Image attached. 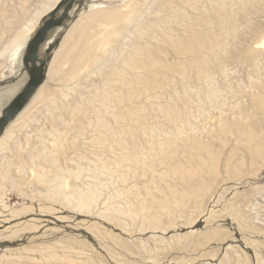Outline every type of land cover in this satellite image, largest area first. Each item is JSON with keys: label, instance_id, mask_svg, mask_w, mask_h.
Segmentation results:
<instances>
[{"label": "rangeland", "instance_id": "rangeland-1", "mask_svg": "<svg viewBox=\"0 0 264 264\" xmlns=\"http://www.w3.org/2000/svg\"><path fill=\"white\" fill-rule=\"evenodd\" d=\"M46 1L0 0V117L29 81L23 61L27 46L50 14L18 46L3 53L4 47ZM129 1L76 0L64 22L49 30L39 48V57L47 63L44 89L25 118L14 126L9 122L0 141V264H264V165L260 161L254 168L236 137L219 125L222 119H231L241 127L244 108L253 112L251 94L264 93V68L242 60L247 46H254L264 34V0H251L246 11L242 0H225L236 17L225 21L226 68L214 69L211 88L217 96L212 104L206 101L207 87L192 74L186 85L196 92L187 94L178 77L176 82L165 80L158 98L148 102L145 92L133 96L130 103L140 109L136 116L115 120L113 113L122 109L118 101H111L110 115L89 111L90 105L103 106L95 93L103 87L104 78L93 72L92 62L76 71L65 62L60 61L56 69L52 64L78 17L92 8L122 10ZM175 1L184 9L185 20L199 13L182 0ZM199 5H208V0H199ZM130 11L131 4L121 13ZM62 13L63 8L56 16ZM132 22L124 21L125 29ZM185 24L182 19L170 24L163 20L153 29L162 38L163 30L179 36ZM219 26L217 18L214 27ZM122 27L109 35L105 50L121 38ZM146 37L132 39L140 42ZM165 50L155 52L153 58L173 61L172 49ZM259 59L264 63V49ZM113 86L121 89L118 83ZM160 106L179 110L182 120L193 126L190 135L200 137L204 145L209 143L212 150L201 152L209 157L205 164L209 171L203 165L192 180L177 174V162L184 167L199 164L196 148L193 155L189 148L184 155L176 151L166 161L157 158L154 140L163 137L165 130L177 134V120L166 123ZM28 118L32 120L24 123ZM99 118L107 119L106 130L97 127ZM108 131L116 134L120 145L112 144ZM97 132L104 135L98 136L100 141L95 140ZM6 142L9 147L3 150ZM233 147L237 148L232 161L236 173L229 176L225 160ZM133 150L141 161L128 156ZM213 153L219 156L217 177L211 172ZM75 189L96 191L91 210L78 207L75 197L67 198Z\"/></svg>", "mask_w": 264, "mask_h": 264}, {"label": "bare ground", "instance_id": "bare-ground-1", "mask_svg": "<svg viewBox=\"0 0 264 264\" xmlns=\"http://www.w3.org/2000/svg\"><path fill=\"white\" fill-rule=\"evenodd\" d=\"M59 1L60 0H47L40 5L39 8L29 16L26 25L15 31L10 43L4 47L3 53L18 46L22 39L36 27L41 18L50 14ZM130 1L129 3L123 4L122 8L124 7L123 9H126L127 5L131 4L130 12H132V14H122L121 11H123V9L110 10L92 8L84 15L78 17L66 31L61 45L56 50L54 55L55 62L52 64L53 69L57 68L60 61L61 63H68V68L74 71L82 68L87 61L92 62L93 72H100L104 78L103 87L95 93L98 104L103 106L99 107L96 104L90 105L89 111L92 114H98L99 111H106L109 113L111 109L110 104H112L111 101H118L122 109L119 110V112L113 113L112 116L115 120L124 119L127 116L132 117V115L136 116L135 114L140 109L130 103L133 96L140 97L145 92L147 95L145 98H147V100L149 99L148 102L152 101L162 94L159 89L162 87L161 85L164 84L165 80L167 82H176L178 77L180 80L184 81V88L187 94L189 91L191 93L196 92L194 88L186 85V81L192 74L195 75L199 82L207 87L208 92H205L206 101L212 104L214 97L217 96L216 89L211 88L214 69L215 67L219 70L226 68L225 55L228 52L226 48L227 43L224 38V33L227 32L225 21L227 19L234 20L236 17L235 14L228 11V5H226L225 0H208V5H204L202 8H200L199 0H182L188 7L191 6L199 10V13L195 16H189V20H185L184 9H181L182 7L180 6V8L175 0ZM250 3L253 2H251V0H242L245 11ZM224 12L228 13L226 14ZM260 12L261 11L257 12V15H260ZM152 15L155 16L153 20L151 18ZM217 18H220V26L215 29L214 21ZM176 19H182L186 22L182 35L178 36L176 32L167 33L163 30L162 34L166 35L162 38L161 34L153 29V26L160 27L159 21L165 20L170 24ZM127 20L130 23L133 22L130 28L125 29L123 22ZM119 27L125 30L121 38L110 45L111 47L108 50H105L104 47L110 43L109 35L117 32ZM149 27L151 28V32L148 31ZM168 29L174 30L173 27H168ZM144 34L147 35L145 40L142 39L144 42L142 40V43L141 41H133V36L137 37ZM101 36H106L105 38L108 39H101ZM165 49H172L173 61L163 62L153 58L155 52L165 53ZM263 49L264 34L254 41V46H247L242 53L243 62L250 63L255 68H264V63L261 62L262 59H259L263 54ZM114 83H118L121 89L114 87ZM139 84H143V86L139 88ZM44 86L45 84L42 83L41 86L37 88L36 94L32 97V101L25 105L15 116L11 126H14L19 119L25 118L26 112L33 107L31 104L35 98H39ZM122 89H124V92ZM251 95L253 96L252 99H254L252 107L253 112H250L248 107L244 108V114H242L243 124L241 127H238L239 125L237 126L231 119L226 122L222 119L219 125H221L220 129L223 126L222 130L227 128V130H224L225 133L228 132L229 135L236 137V140L243 146V150H245L246 155H248L250 163L255 168L260 164V161L262 165H264V93L258 92ZM87 98L89 99V97ZM90 101L93 102V99H90ZM160 110L165 114L166 123L167 120L169 121L168 123L177 120V134L165 130L163 137L160 136L156 138L153 145L156 152L155 155L157 158L166 161L173 157L176 151L177 154L179 153L181 155L187 152L189 148H191V154L193 148L198 149L200 152L198 151L199 154L197 157L199 164L197 166L190 165L184 167L182 164H179L181 161L177 162V174L181 175L183 179L192 180L195 175L202 172V167L203 165L204 167L206 166V161L209 158L204 153H201L203 152L202 150L206 151L208 149L211 151L212 149L211 147L208 148L209 143L208 145L206 144L207 146L201 143L200 137L190 135L193 133V131H191L193 130V126L191 123L186 124L185 121L182 120L179 110L176 111V108H161V106ZM112 112L113 110L111 113ZM31 120L32 119L28 118L24 123L27 124ZM105 120L107 119L105 118ZM105 120L99 118L97 127H102L106 130L109 123ZM260 122H262L263 125L259 127ZM9 130V128L6 129L5 135ZM110 134L111 138H113L112 144L120 145L121 141L116 137V134L113 131L112 133L108 131L107 135ZM98 136L104 135L97 132L95 134L96 141H100V137ZM4 137V135L0 136V141L3 140ZM7 147H9V144L6 142L2 149H8ZM236 150L237 148L233 147L225 160V166L227 167V171H229V176H231L232 173H236L235 167L232 165L233 154ZM207 152L206 154L209 155L210 152ZM4 156L3 154L1 159H3ZM124 156L126 157L127 154H124ZM128 156L134 157L136 162H139V160L141 161L134 150L131 151ZM44 158H47V156L44 155ZM210 160H212L211 172L213 176L217 177L219 171V156L213 153L210 156ZM125 163L127 164V161H125ZM240 164H242V162H240L238 166H240ZM207 170L209 171V168ZM61 187L62 182L57 185L58 190ZM200 187H203V185H200ZM71 197H75L77 200L75 202H77L78 207L89 208V210H91L90 208H92L91 206L94 201L96 203L97 194L96 191L93 190L85 192L80 189H75L73 194L67 198L70 199ZM145 204L146 203H143L142 205L145 206ZM117 212L125 211L117 209Z\"/></svg>", "mask_w": 264, "mask_h": 264}, {"label": "water", "instance_id": "water-1", "mask_svg": "<svg viewBox=\"0 0 264 264\" xmlns=\"http://www.w3.org/2000/svg\"><path fill=\"white\" fill-rule=\"evenodd\" d=\"M76 0H60L50 12V18L37 30L34 37L29 41L24 57V65L29 73V81L26 86L14 97L10 105L3 111L0 117V136L6 126L24 108L36 89L43 83L45 77L46 61L39 57L38 52L46 38L47 32L55 26L61 25L69 15L70 9ZM63 8V13H56Z\"/></svg>", "mask_w": 264, "mask_h": 264}]
</instances>
